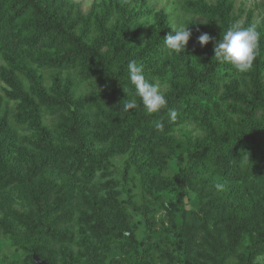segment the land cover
<instances>
[{
    "label": "trees",
    "instance_id": "16d2710c",
    "mask_svg": "<svg viewBox=\"0 0 264 264\" xmlns=\"http://www.w3.org/2000/svg\"><path fill=\"white\" fill-rule=\"evenodd\" d=\"M145 1L108 0L93 16L71 0H0V75L11 88L7 96L20 101L15 119H29L36 134L33 148L14 153L13 129L0 122V231L24 253L23 264H36L33 255L57 264L54 246L67 255L73 243L82 259L60 264H254L264 257V21L236 28L229 0H185L183 11L206 19L204 56L200 68L174 67L161 49L174 36L162 12L145 47L132 53L149 13ZM261 11L264 17V2ZM234 37L244 40L245 67L228 77L222 71L234 67L239 51L230 47ZM35 67L66 70L68 83L47 91ZM156 71L168 90L151 102L142 85ZM19 73L28 75L30 93ZM86 81L100 88L86 98L109 124H91L93 106L75 96L73 87ZM43 115H58V122L43 126ZM186 121L206 136L175 139L173 127ZM93 141L109 146L88 169ZM121 152V177L136 180L165 212L167 225L153 233L162 245L149 244L155 218L147 205L112 192L80 200L59 181L75 175L72 169L89 181L98 166L113 168L110 158ZM167 164L169 174L144 176ZM191 193L210 196L199 205L202 216L187 209Z\"/></svg>",
    "mask_w": 264,
    "mask_h": 264
},
{
    "label": "rangeland",
    "instance_id": "374dc122",
    "mask_svg": "<svg viewBox=\"0 0 264 264\" xmlns=\"http://www.w3.org/2000/svg\"><path fill=\"white\" fill-rule=\"evenodd\" d=\"M75 3H80V7L82 11L86 13H92L93 16L100 15L104 9V5L108 2V0H71ZM192 1H200V0H192ZM185 0H146L145 3L147 5V9L149 13L147 15H142L141 20L144 23L143 32L141 33L142 38H136L134 42H137V48L132 50V53L137 52L139 49L145 47L148 42V36L150 29L155 26V14L158 12H162L167 21V26L174 36H166L165 44L162 45L161 49L164 52L163 58L170 57L172 59V64L175 67L177 65H183V63H187L190 68L201 67L202 59H203V47L202 40L204 38V29L206 24V19L203 17L192 15L191 13L185 12L182 10V4ZM205 3L209 5L215 4L216 0H204ZM230 2V15L235 19L234 26L236 28L241 27L245 23L251 20L256 26V24L264 21L263 13L261 11V4L264 0H229ZM252 14V16H250ZM251 17V18H250ZM210 34V33H209ZM140 39V42H138ZM244 40L239 39L238 37H234L230 42V47H236L239 49L237 60L234 62V67H227L226 70L222 71V74H227L230 77L232 74H236L238 76V72H240L244 67V52L242 50ZM217 41L215 39L210 41V47L214 50L216 48ZM4 66L3 62H0V73L1 68ZM34 73L36 76H41V84L44 89L49 91L50 89L60 88L61 90L64 88L65 84L68 82L65 80V75L69 74L66 70H44L42 68H34ZM70 76L73 77V71L70 72ZM18 78L22 83L24 91L30 93L31 92V82L28 79V75L19 73ZM59 86V87H58ZM148 96L150 97V101H156L162 94L168 90V82L164 77L159 75V71H156L146 84L142 85ZM100 91V88L97 87L96 83L91 81L78 83L76 87H73V91L75 92V96L85 102V105L93 106L89 104L86 95L89 91ZM11 88L7 86L6 83L1 78L0 75V122L5 121L6 125L13 129L11 150L14 153H17L21 150V148L29 149L33 148L31 142L34 140V130L30 125L29 119H24L17 122L15 119V115L19 112L18 100H13L7 96L6 92H10ZM101 95H99L100 97ZM98 105L102 107L103 102L98 98L95 99ZM225 104V102L221 103ZM92 111L89 112V120L92 124L93 121L97 122L98 120H102L104 123L109 124V119L103 117L102 115H98V109L93 106ZM108 110L104 109V115ZM58 115H43L40 120L43 126L50 127V125L58 122ZM92 126V125H91ZM93 127V126H92ZM174 131L171 132V135L180 141H186L189 138L190 141H194L197 139H201L206 136V132L200 127L195 121H186L182 124L175 125ZM90 150V158L94 161H89L85 164L86 168H90L91 165H95L93 163H99L100 159V151L107 148L108 143H97L93 141L89 145ZM126 155L121 153L114 154L110 161L113 163V168L104 169L103 167H99L96 169L93 177L86 181V177L82 174V171H76L72 169L75 173L73 176L60 175L62 180H59L61 183L65 182L72 190L73 196H78L76 198L82 199L81 196H95L98 197L103 196L107 197L108 192L114 193L121 199H129L130 201L137 200L141 204L147 205L150 214L155 218L153 220V224L151 225V230L153 231L149 244H164V241L158 235L153 233L160 230L161 226L167 225L168 219L165 215V212L158 207L157 203H154L152 195L148 194L144 191V188L137 183L136 180H125L121 177L123 172V164ZM149 162L146 163V166H149ZM120 165V169L117 170L115 167ZM122 166V168H121ZM171 164H167L165 168L162 166V170L158 171L156 168V172L151 171L149 169L146 171L145 175L150 176L152 173L156 175H167L173 170L170 167ZM142 171V168H141ZM142 175V173H141ZM144 178V177H143ZM86 181V182H84ZM81 195V196H80ZM157 195V194H156ZM162 196H166L163 194ZM54 197V196H53ZM234 197V196H233ZM210 196H204L201 198L197 197L195 193H191L189 202H187V209L193 211L196 215L202 216V210H200L199 205H204ZM78 217V211L75 213V217ZM142 226H139L138 234L142 235ZM155 231V232H154ZM77 233V232H75ZM75 241L78 243L79 237L75 236ZM200 239H197L199 242ZM56 253L53 254L54 259L57 264H60L62 260L65 258L71 259L72 262L80 258V246L79 244L73 243L72 245H66V248L69 249V253H66L63 248L60 246H54ZM115 255V254H114ZM24 253L21 250L16 249L11 245L10 240L6 235H4L0 231V264H23ZM79 264V263H75ZM98 264H109V260H105L99 262ZM157 264H161L160 261H157ZM230 264H233L231 262ZM254 264H264V257H258Z\"/></svg>",
    "mask_w": 264,
    "mask_h": 264
},
{
    "label": "water",
    "instance_id": "95a60500",
    "mask_svg": "<svg viewBox=\"0 0 264 264\" xmlns=\"http://www.w3.org/2000/svg\"><path fill=\"white\" fill-rule=\"evenodd\" d=\"M33 259H34L36 264H48L46 261L41 260L40 258H38L37 255H33Z\"/></svg>",
    "mask_w": 264,
    "mask_h": 264
}]
</instances>
